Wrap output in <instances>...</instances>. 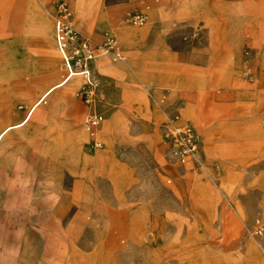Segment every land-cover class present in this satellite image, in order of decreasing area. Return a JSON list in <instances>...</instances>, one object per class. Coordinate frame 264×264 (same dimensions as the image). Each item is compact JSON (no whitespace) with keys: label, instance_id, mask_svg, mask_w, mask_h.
Listing matches in <instances>:
<instances>
[{"label":"rangeland","instance_id":"obj_1","mask_svg":"<svg viewBox=\"0 0 264 264\" xmlns=\"http://www.w3.org/2000/svg\"><path fill=\"white\" fill-rule=\"evenodd\" d=\"M27 1L0 0V128L65 73L26 20ZM33 1L52 28L64 2L83 38L113 36L124 59L98 55L86 66L91 85L54 89L1 144L0 264H264V0ZM135 9L143 24L127 19ZM122 28L143 30L123 40ZM171 49L209 60L180 68ZM93 113L103 119L90 134ZM172 113L198 128L196 160L170 159L161 144ZM81 130L83 152L104 160L75 161ZM15 153L26 180L12 170Z\"/></svg>","mask_w":264,"mask_h":264},{"label":"built area","instance_id":"obj_2","mask_svg":"<svg viewBox=\"0 0 264 264\" xmlns=\"http://www.w3.org/2000/svg\"><path fill=\"white\" fill-rule=\"evenodd\" d=\"M126 17L133 24H143L145 22V14L141 9L127 12ZM54 28L60 52L64 56L63 48L68 50L70 48L72 64L81 70L101 54H110L117 60L124 59V55L113 36H107L101 44H91L86 38H83L73 26L71 12L64 2H59L57 5ZM89 97L90 95L86 93L84 101L88 102ZM102 119L103 115L101 113L90 114L85 120L86 130L93 134L94 129L101 123ZM161 134V143L165 146L170 159L184 162L188 159L196 160L198 158L201 152L199 131L190 122L180 120L177 113L167 116L165 124L161 128ZM93 144L95 147L101 146L99 141L94 140ZM256 231L260 233L262 227L258 226Z\"/></svg>","mask_w":264,"mask_h":264},{"label":"crops","instance_id":"obj_3","mask_svg":"<svg viewBox=\"0 0 264 264\" xmlns=\"http://www.w3.org/2000/svg\"><path fill=\"white\" fill-rule=\"evenodd\" d=\"M27 3H28V5H27V11H26L25 18L28 22L36 21L40 24V28H38V33L42 36V38L44 39L45 45L47 46L45 48V52L50 57L51 67L55 70H57L59 67H63L62 59H61V57H60V55L56 49V46H55L54 24H53V28H52L51 23L49 22L48 19H46L43 16L42 13H40V12L35 13L33 0H28ZM53 9H54V4H49L45 8L47 13H49V14ZM149 12L151 14L152 10H149ZM150 14H149V16H150ZM132 30L141 32V30H143V29L122 28L120 30V33H122L123 40L128 36L127 34H129V32H131ZM32 32H33V30H32ZM171 51H172L171 55H172L173 59L175 60L177 66L179 65L180 68H184V69L185 68H187V69H194V68L204 69V67L207 65V61L209 60V58H207L205 56L199 57L197 55L194 56L193 54L181 53L178 51L174 53L172 49H171ZM23 57H24V54L22 53V51H16V59L18 62V63L16 62V64L18 66H24L25 65L23 63V61L25 60ZM4 58H6V57L4 56ZM106 62L107 61L105 59H102V58L97 59L95 66L99 71L104 72L107 68ZM125 64L126 65H123V68H126V66H127V68H130V65L128 63H125ZM92 66H94V61L92 62ZM83 81H85V77L83 75H80V74H75V75L70 76L69 78H66V71H65V73L61 76V78H58L53 83H51L50 85H48L46 88L43 89V91L32 102V104L30 105V107L27 110V112L25 113V115L19 121H16L13 123H7L3 127L0 128V147H1V144L3 143V141L5 140V138L8 134H14V132H16V130H18L21 127H24L28 123L33 110L54 89L66 85L69 87L70 91H73L74 89H76L79 86L80 83L82 84ZM112 125H113V121H108L107 123H105L103 129L101 131H99V137L106 140L107 142L111 138V132H112V127H113ZM85 141H86V133L84 131L81 130L79 132L78 131L73 132V135H72V147H73L72 148V150H73L72 154L73 155H72V157L75 158V161L80 160L85 165L86 164H93L94 165L96 163L101 162L102 160H104L107 157L104 153L103 154L102 153L89 154V153L83 152V143H85ZM160 142H161V140H160ZM15 156H16V158H14V159L16 160V164L13 166L12 170L14 172L19 170V178L23 177L24 180H26L28 175H29L30 170H29L28 164H26L24 162L25 157L23 155H20L17 153H15ZM9 161H10V163H12L13 157ZM7 194L10 195L9 190H8Z\"/></svg>","mask_w":264,"mask_h":264},{"label":"bare ground","instance_id":"obj_4","mask_svg":"<svg viewBox=\"0 0 264 264\" xmlns=\"http://www.w3.org/2000/svg\"><path fill=\"white\" fill-rule=\"evenodd\" d=\"M54 32H55V28H54ZM55 46H56V49H57V51H58V53H59V55H60V57L62 59V64H63V67H64V69L66 71V78H69L70 76L75 75V74H80V75H83L85 77V81H84L85 84H92L91 78H90V70L88 68H83L82 69L83 71H82L81 69L75 68L73 66V64H72V61H71V57H72L71 55L72 54L70 53V51L68 49H64L63 48L64 56L60 52L58 44H57V41H56V36H55Z\"/></svg>","mask_w":264,"mask_h":264}]
</instances>
